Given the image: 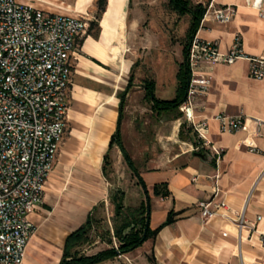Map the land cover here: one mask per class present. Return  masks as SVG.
Returning <instances> with one entry per match:
<instances>
[{
	"label": "crops",
	"instance_id": "obj_1",
	"mask_svg": "<svg viewBox=\"0 0 264 264\" xmlns=\"http://www.w3.org/2000/svg\"><path fill=\"white\" fill-rule=\"evenodd\" d=\"M130 1L108 0L100 23V37L87 36L86 31L79 38H83V43L78 42L72 57L66 135L45 184L43 200L29 216L35 232L27 245L24 263L60 264L68 235L80 228L89 216L96 225L106 212L108 214L106 203L110 192L114 196L118 190V197L124 196L122 209L129 204L132 208L139 207L149 199L152 231L160 228L171 213L174 216V221L162 227L154 237L123 254L126 259H136L138 264H148L151 259L156 264H264L261 240L264 233V78L250 77L247 59L264 55V17L245 0H214L216 6H232L236 10L235 18L223 24L215 21L211 13L205 14L196 35L201 40L216 42L222 53L231 49L238 36L245 55L230 65L204 63L200 67L201 73L210 76L211 84L207 93L196 99L194 120L207 119V138L221 149L220 158L211 150H196L199 138L180 109L176 114L162 116L153 112L145 99L143 82L146 79L140 84L133 82L125 99L120 132L122 144L146 186L144 189L118 143L112 142L120 116V94L134 73L132 65L130 75L123 83L122 39H116L120 46H109L106 39L125 22ZM209 2L198 0L195 4L201 3L207 8ZM25 3L39 7L38 3ZM55 10L57 7L52 6L48 11L76 16ZM182 61L168 97L158 95L154 80L157 97L171 99L175 96ZM140 101L150 105L152 114L158 118L172 115L178 120L184 116L185 121L181 119L175 128L178 140L174 145L178 151L173 156H159L149 161L142 157L145 140L140 128L134 125L139 116ZM221 114L246 116L248 130L222 132L218 120ZM254 119L263 124L258 127ZM250 143L255 151L249 149ZM200 152L204 157L197 155ZM107 154L109 164L105 175L103 168ZM135 160L142 162L143 167L138 168ZM122 167L128 174L130 171L137 179L131 181L144 192L145 199L138 206L131 203L130 192L110 186L116 183V173ZM127 197L130 202L126 204ZM205 199L225 201L235 210H242L246 205L247 220L254 230L247 228L239 233L236 226L223 217L203 219L196 205ZM258 216H262L260 221ZM105 249L91 250L84 255H94Z\"/></svg>",
	"mask_w": 264,
	"mask_h": 264
},
{
	"label": "built area",
	"instance_id": "obj_2",
	"mask_svg": "<svg viewBox=\"0 0 264 264\" xmlns=\"http://www.w3.org/2000/svg\"><path fill=\"white\" fill-rule=\"evenodd\" d=\"M245 1L264 17V0ZM208 13L223 24L236 16L232 6H216L214 0L209 2ZM88 26L84 17L52 13L21 0H0V264H25L27 245L35 232L29 216L43 200L66 135L72 57ZM243 57L238 36L226 53L220 52L214 41L193 39L189 57L192 77L180 110L199 138L198 151L211 150L218 158L222 154L207 138V119L194 120L196 99L206 94L211 84L210 76L201 73L200 67L204 63L230 65ZM247 59L250 77L263 79L264 55ZM218 120L222 132L249 128L244 115L221 114ZM254 121L258 127L263 124ZM248 146L256 150L252 143ZM196 207L205 220L223 217L239 233L254 230L247 220L246 205L235 210L225 201L205 199ZM261 240L264 244V233Z\"/></svg>",
	"mask_w": 264,
	"mask_h": 264
},
{
	"label": "rangeland",
	"instance_id": "obj_3",
	"mask_svg": "<svg viewBox=\"0 0 264 264\" xmlns=\"http://www.w3.org/2000/svg\"><path fill=\"white\" fill-rule=\"evenodd\" d=\"M21 1L38 3L39 7L45 11H48L49 7L55 6L58 9L55 10L56 12L64 13L62 11H68L76 16L84 17L89 25L91 21L95 20L98 13L97 0ZM191 1L195 3L198 0ZM168 2L169 0H131L125 15V22L118 27L119 30L110 33L106 39L109 46H120L116 43V39L118 37L122 39L121 50L125 63L123 83H126L130 75L129 69L133 65L134 82L140 84L145 79H154L160 97H168L170 87L175 83V74L179 62L183 59L182 50L190 27V17L177 15L169 8ZM103 15L99 21V28L95 27L92 30V37L93 35H97V38L100 37L102 32L100 23ZM81 40L83 38L79 39L78 42ZM132 110L135 109L132 108ZM173 117L175 116L158 118L152 114L150 105L140 101L139 116L134 121V125L136 128H140L145 140L142 157L146 161L164 155L173 156L178 151L174 145L178 140L175 128L179 121L181 119L185 121V118L182 116L181 119L175 120ZM135 163L138 168L143 167L142 162L139 160H135ZM129 174L124 167L118 169L116 183L110 182V186H118L128 193L130 192V197L133 198H130L131 203L138 206L145 199L144 192L139 185L133 184L131 179H134V181H137V179L132 177L130 171ZM112 196L113 192L111 191L106 203L108 214L105 208V216L97 221L98 223L89 233L90 242L77 248L80 255H84L91 250L96 252L103 248L119 247L120 242L116 238H113L112 244H107L105 241L98 242L99 235L103 232L102 226L109 227L114 232L122 224L124 218L130 214L129 209L132 208L129 204L121 210L122 214L119 216L116 214ZM130 201L127 197L125 203L127 204ZM100 208H103V205H100ZM95 241L98 243H95ZM109 260L108 264H138L136 259L128 260L123 254ZM148 264L156 263L151 259Z\"/></svg>",
	"mask_w": 264,
	"mask_h": 264
},
{
	"label": "trees",
	"instance_id": "obj_4",
	"mask_svg": "<svg viewBox=\"0 0 264 264\" xmlns=\"http://www.w3.org/2000/svg\"><path fill=\"white\" fill-rule=\"evenodd\" d=\"M107 5L108 0H97L98 13L95 20L91 21L89 27L87 28V36H92V30L95 27L99 28L100 18L102 14L105 13ZM168 6L177 15H188L190 16L191 20L190 27L185 37L183 50L184 59L180 64L177 74V88L175 96L171 99L159 98L155 93L154 79H146L143 82V87L146 93L145 99L150 103L151 109L158 116L176 114L179 111L180 106L185 102L187 98L189 83L192 77L189 64L190 47L194 37L197 35L201 22L207 11L206 6L201 3L195 4L191 0H169ZM93 37L97 38L98 36L93 35ZM82 43L83 40L79 41L80 45ZM133 82L134 76L131 75L125 90L120 94V116L118 120L117 130L112 138V142L115 141L118 143L130 169L135 173V175L138 176V171L122 144L120 132L122 111L125 105V99L128 92L133 87ZM108 164L109 161L107 154L105 156V166L103 168L105 175L108 174ZM139 183L143 186L144 189H146V186L140 177ZM149 209V199H147V201L145 203H142L139 207L129 209L130 214L127 215L124 218L122 224L114 230L113 235L110 228L102 226L103 232L99 235L102 241H105L108 244H112L113 238H116L120 242L119 247L113 246L94 255H80L77 251V248L90 242L89 233L95 226L92 216H89L87 221L80 228L68 235L66 239L63 258L60 264H98L103 261L118 257L122 254L129 253L140 247L149 238L154 237L162 227L174 221V216L171 213L160 228L152 231L149 227ZM121 214L122 212L120 211L118 215L120 216Z\"/></svg>",
	"mask_w": 264,
	"mask_h": 264
},
{
	"label": "water",
	"instance_id": "obj_5",
	"mask_svg": "<svg viewBox=\"0 0 264 264\" xmlns=\"http://www.w3.org/2000/svg\"><path fill=\"white\" fill-rule=\"evenodd\" d=\"M197 155L200 157H204V153H202V152L197 153ZM117 192H118V190H116V193L113 196V201H114L115 207H116V214H119L122 207H123L124 196H121L119 198Z\"/></svg>",
	"mask_w": 264,
	"mask_h": 264
}]
</instances>
